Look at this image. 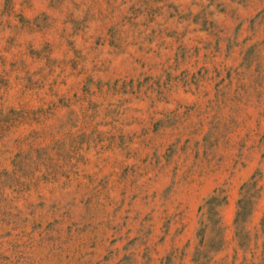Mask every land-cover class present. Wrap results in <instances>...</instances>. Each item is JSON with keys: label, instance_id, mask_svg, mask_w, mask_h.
Here are the masks:
<instances>
[{"label": "rangeland", "instance_id": "rangeland-1", "mask_svg": "<svg viewBox=\"0 0 264 264\" xmlns=\"http://www.w3.org/2000/svg\"><path fill=\"white\" fill-rule=\"evenodd\" d=\"M0 264H264V0H0Z\"/></svg>", "mask_w": 264, "mask_h": 264}]
</instances>
